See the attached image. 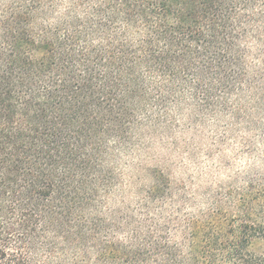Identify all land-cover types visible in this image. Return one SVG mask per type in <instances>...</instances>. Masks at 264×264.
Masks as SVG:
<instances>
[{
    "label": "trees",
    "instance_id": "obj_1",
    "mask_svg": "<svg viewBox=\"0 0 264 264\" xmlns=\"http://www.w3.org/2000/svg\"><path fill=\"white\" fill-rule=\"evenodd\" d=\"M191 116L264 163V0H0V264H264L262 168L197 210L168 177L126 196Z\"/></svg>",
    "mask_w": 264,
    "mask_h": 264
},
{
    "label": "rangeland",
    "instance_id": "obj_2",
    "mask_svg": "<svg viewBox=\"0 0 264 264\" xmlns=\"http://www.w3.org/2000/svg\"><path fill=\"white\" fill-rule=\"evenodd\" d=\"M231 122L228 116H191L176 132L147 139L124 169L133 185L127 198L133 200L150 184L168 177L182 186V193L192 198L197 210L216 191H225L246 174L264 169L250 150L253 135L232 128Z\"/></svg>",
    "mask_w": 264,
    "mask_h": 264
}]
</instances>
